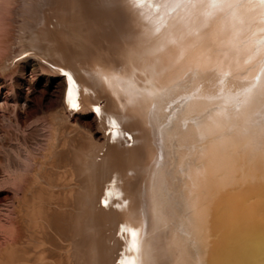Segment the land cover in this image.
<instances>
[{
	"label": "bare ground",
	"instance_id": "obj_1",
	"mask_svg": "<svg viewBox=\"0 0 264 264\" xmlns=\"http://www.w3.org/2000/svg\"><path fill=\"white\" fill-rule=\"evenodd\" d=\"M4 145V264H264V3L0 0Z\"/></svg>",
	"mask_w": 264,
	"mask_h": 264
},
{
	"label": "rangeland",
	"instance_id": "obj_2",
	"mask_svg": "<svg viewBox=\"0 0 264 264\" xmlns=\"http://www.w3.org/2000/svg\"><path fill=\"white\" fill-rule=\"evenodd\" d=\"M28 52L22 54L16 61L28 56ZM20 65H24L23 62ZM72 119L76 121L84 132L91 131L95 120L93 119V113H87L84 109H80L74 112ZM5 129L10 130L8 135L9 139L13 142L23 137L22 134L16 132L15 127L5 124ZM89 135V134H88ZM34 146V151L40 152L41 136L38 133L27 135ZM28 150L24 147H11L4 145L0 147V157L4 161V165L0 169V264H4L10 258V253L15 246L16 242V225L15 215L12 211L14 203V194L16 188L15 174L7 170L6 163L11 160H25Z\"/></svg>",
	"mask_w": 264,
	"mask_h": 264
},
{
	"label": "snow or ice",
	"instance_id": "obj_3",
	"mask_svg": "<svg viewBox=\"0 0 264 264\" xmlns=\"http://www.w3.org/2000/svg\"><path fill=\"white\" fill-rule=\"evenodd\" d=\"M262 3H264V0H261ZM73 107H75V105H73Z\"/></svg>",
	"mask_w": 264,
	"mask_h": 264
},
{
	"label": "water",
	"instance_id": "obj_4",
	"mask_svg": "<svg viewBox=\"0 0 264 264\" xmlns=\"http://www.w3.org/2000/svg\"><path fill=\"white\" fill-rule=\"evenodd\" d=\"M126 134H128V133H126Z\"/></svg>",
	"mask_w": 264,
	"mask_h": 264
}]
</instances>
